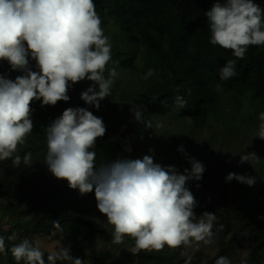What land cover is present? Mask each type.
<instances>
[{"label": "clouds", "instance_id": "9594fccd", "mask_svg": "<svg viewBox=\"0 0 264 264\" xmlns=\"http://www.w3.org/2000/svg\"><path fill=\"white\" fill-rule=\"evenodd\" d=\"M205 15L209 43L229 50L236 58L227 60L219 69L220 81H229L239 75L237 60L244 58L249 46H264V9L255 0H215ZM0 61H6L11 71L22 73L14 80L0 74V161L11 159L15 167L22 162L27 168L33 164L31 152L23 157L16 154L33 132V102L39 101L42 108L68 102L69 88L88 80L92 84L80 93V99L99 110L101 101L112 95L114 78L118 76L114 67L108 68L112 45L94 0H0ZM31 61L35 62V70L30 67ZM154 72L149 69L142 79ZM217 90H221L220 84ZM173 104L177 109L188 107L180 95ZM130 112L136 122L153 129V122L144 120L138 104H133ZM259 119L262 123L257 137L264 140V113ZM45 133L47 151L43 163L56 179L66 180L68 187L78 190L81 196L94 191L97 209L113 228V244L131 238L132 253L138 254L161 251L166 246L176 249L195 244L199 249L201 244L211 246L215 242L216 214L204 211L198 218L194 213L197 201L186 187L188 181L202 180L205 166L188 155L183 145L177 151L191 166L183 173L173 165L154 162L151 155L116 158L97 167L96 153L91 149L105 135L106 126L86 107L65 109L45 128ZM238 155V165L258 159L255 152ZM233 180L249 187L256 183L255 176L229 172L225 182ZM54 223L60 227L58 220ZM219 227L222 230L224 226ZM17 239L16 234L7 237L8 241ZM9 251L16 264H46L45 252L28 238L8 248L5 237L0 236V254L7 255ZM190 261L188 257L185 264ZM57 262L83 264L67 247L48 253L47 264ZM215 264L230 262L219 256Z\"/></svg>", "mask_w": 264, "mask_h": 264}, {"label": "trees", "instance_id": "16d2710c", "mask_svg": "<svg viewBox=\"0 0 264 264\" xmlns=\"http://www.w3.org/2000/svg\"><path fill=\"white\" fill-rule=\"evenodd\" d=\"M215 0H94L96 9L104 22L103 29L111 36L112 61L108 68H115L118 74L125 73L127 84L132 83L139 93L141 110L148 118H164L171 115L175 119L190 121L192 133L203 131L210 120L221 121L225 127L240 129L250 124L259 128V119L264 113V46H249L242 60H237L239 73L229 81L221 82L219 69L227 60L236 59L229 50L209 43L205 12ZM264 9V0H255ZM115 37L119 38L115 41ZM136 41L135 48L120 52L122 45ZM147 53V68L137 66L139 51ZM115 62V63H114ZM35 70V62H30ZM149 69L154 75L142 79ZM139 70L142 73L138 72ZM0 74L10 79L21 75L11 71L6 61H0ZM139 74L141 77L139 78ZM108 72H105V77ZM221 90H217V85ZM130 88V87H129ZM118 86L112 87L115 95ZM132 90V88H130ZM84 91L80 82L69 88L68 102L60 101L54 107H41L39 101L32 103L34 141L29 135L25 145L18 147L21 157L32 153V165L19 167L12 160L0 161V198L7 204V209L24 219L31 221V226L19 223L9 229L0 227V236L5 237L6 246L19 243L28 238L34 244V237L58 238L65 240L66 246L72 247L74 256L79 257L83 248L97 237L112 241V226L103 221L96 206L94 191L81 196L78 190L68 187L66 180L56 179L43 163L47 147L44 143L45 128L69 107H86L93 112V107L85 105L80 99ZM177 95L187 100L188 107L177 109L174 100ZM138 98V99H137ZM248 101L252 113L241 112ZM95 113V111H94ZM158 158L167 165H173L183 173L190 169L185 157L177 151L178 145L164 133L155 143ZM96 153L97 167L116 158H126L123 147L107 134L98 138L91 149ZM39 165L45 167L41 171ZM221 184L213 167L205 166L202 180L188 181L186 187L193 193L197 207L202 214L209 211L216 214L217 220L213 231L219 256H225L231 262L244 251L248 256L245 264H264V186L245 200L231 202L226 193L215 203L204 202L205 194ZM200 187L197 188L196 184ZM200 204V206H199ZM58 220L60 227L55 226ZM223 225V229H220ZM83 231V232H82ZM16 234L18 239L8 241L7 237ZM130 250H122L118 256L111 257L102 252L95 256L99 264H185L188 259L182 255L181 248L161 251H141L132 253L134 241L125 237ZM92 258L83 256L85 260ZM214 260V261H215ZM0 264H16L10 251L0 254ZM23 264V261L21 262ZM190 264H198L192 259Z\"/></svg>", "mask_w": 264, "mask_h": 264}, {"label": "rangeland", "instance_id": "374dc122", "mask_svg": "<svg viewBox=\"0 0 264 264\" xmlns=\"http://www.w3.org/2000/svg\"><path fill=\"white\" fill-rule=\"evenodd\" d=\"M104 26V22H102ZM105 30V29H104ZM105 35L109 37L110 43L111 36L105 32ZM119 38L115 37V41ZM132 41V40H131ZM136 41L128 42L122 45L120 52H127L131 48H135ZM147 53L143 50L139 51V61L137 66L147 68ZM138 72L142 73L141 70ZM141 75L139 74V78ZM128 78L125 73L118 74L114 78V86H118L116 94L101 101V108L96 110L93 107V114L97 117H101L106 126V133L118 142L126 153V159L142 158L144 155H151L154 162L161 164L162 166H168L164 161L158 158L154 153L156 150L155 143L162 139V135L166 132L170 134V138L178 145H183L186 153L191 157H194L197 161L201 162L204 166L213 167L216 175L218 176L221 184H217L211 192L205 194L204 202L208 204L215 203L225 193L227 198L231 202H240L245 200L255 192L259 191L264 186V140L257 137L259 128H253L250 124L242 125L240 129H231L225 127L221 121L215 119L210 120L208 126L203 131H196L192 133L190 130L191 122L183 120L181 118L175 119L171 115L166 117H151L148 118L143 112V118L145 121L151 120L153 122V129L145 128L143 124L136 122L130 112L133 104L140 102L135 101L133 98L138 97L139 93L135 90L132 83L127 84ZM84 90H86L92 82L84 80L80 82ZM132 88V90L130 88ZM98 88V86H97ZM112 92V90H111ZM137 98V99H138ZM95 111V113H94ZM246 114H251L252 107L248 101L245 103L244 108L241 110ZM159 124V127L155 125ZM44 143L46 144V133L43 132ZM31 139L38 142L34 135H30ZM150 149L152 151H150ZM248 152H255L258 159H250L243 164H239L240 156L238 154H244ZM41 171L45 172V167L39 165ZM229 172H235L237 174H245L256 177V183L249 187L245 184H241L235 180L231 182H225V177ZM0 175V180H1ZM211 197L209 202L208 198ZM200 206V204H199ZM7 204L0 198V227L3 229H9L19 223H24L31 226L29 219H24L18 214H14L7 209ZM200 209L196 206L194 209L195 215L200 218ZM100 213V212H99ZM101 214V213H100ZM103 221L108 224L106 217L101 214ZM83 232V231H82ZM34 245H39L41 250L44 251V259L47 264V255L50 252L59 251L62 247L70 249V254L74 258L82 259L83 256L92 258L91 260H85L84 264H99L95 259V256L102 252H107L113 258L118 256L122 250H130V245H126L125 238L121 244H113L110 240H104L99 237L95 238L92 243L86 245L83 248L81 255L74 256L72 253V247L65 245V240L54 238H39L34 237ZM183 255L187 258L191 257L194 262L202 264H215V257L218 253V246L214 242L211 246L200 245L199 249L195 244L191 247H180ZM248 253L244 251L238 258L230 262V264H245ZM60 264V262H57Z\"/></svg>", "mask_w": 264, "mask_h": 264}]
</instances>
